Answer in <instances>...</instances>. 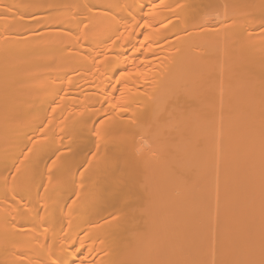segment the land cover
Listing matches in <instances>:
<instances>
[{"label": "bare ground", "instance_id": "bare-ground-1", "mask_svg": "<svg viewBox=\"0 0 264 264\" xmlns=\"http://www.w3.org/2000/svg\"><path fill=\"white\" fill-rule=\"evenodd\" d=\"M0 264H264V0H0Z\"/></svg>", "mask_w": 264, "mask_h": 264}]
</instances>
